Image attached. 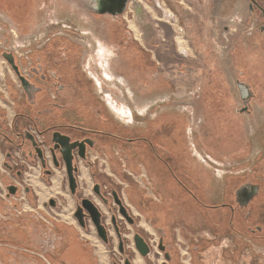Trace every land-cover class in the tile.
<instances>
[{
	"label": "flooded vegetation",
	"instance_id": "obj_1",
	"mask_svg": "<svg viewBox=\"0 0 264 264\" xmlns=\"http://www.w3.org/2000/svg\"><path fill=\"white\" fill-rule=\"evenodd\" d=\"M131 1H128L127 6ZM95 8L97 10L98 7ZM241 24L247 29V44L232 46L230 71L226 72L222 63L220 67L214 66L211 71L206 65L200 68L202 71L199 85L202 86L199 87L196 98L198 101L203 99L198 109V112L204 115L203 126L206 122L207 126L213 123L216 131H228L231 142L235 143L229 144L231 155L226 150L228 144L222 138L219 144H215L218 151H210L217 170L213 178H210L211 173L208 174L205 170L206 164L203 167L194 157L192 159L195 163L191 162V152L185 144H181L179 161L173 148L180 144L178 136L173 139V144H167L160 137L161 135L171 140L173 124L181 121L178 114L171 112L173 109L165 110L167 112L159 117L154 116L151 122L154 135L152 138L143 134L128 135L130 133L125 130L126 127L121 126L118 121L115 122L97 98L90 82L91 74L81 69L75 50L73 51L74 45L69 44L68 34L56 35L52 42L49 41L50 44L29 48L22 61L17 55L14 63L6 58L19 82H9L14 103V119L10 123L6 122L7 128L0 125V128L5 130H0V137L7 140L10 148L8 155L14 158L16 167L13 183L9 184L8 188H3L5 198L12 202L13 198L22 196L24 200L30 201L29 196L34 189L32 184L26 183L25 173L31 166H40V179L43 183L50 185L52 179L67 182L65 187L74 205L71 215L79 228L87 231L92 223L101 238L90 211L84 206L85 199L91 200L101 213V224L106 228L108 241L101 239L106 244L111 242L110 225L114 228L122 259L117 261L113 258V264H126L127 259L135 264L136 252L142 255L134 242L136 234L143 237L149 247L150 251L146 256L162 254V238L153 236L156 233L146 234L139 228V218L126 204L123 192L115 181L117 177L127 179V174L132 175L130 169L136 172L138 162L135 160L145 161L144 153L149 152L150 160L156 167L155 176L161 174V165L166 167L169 175L183 187V190L179 191L188 195L185 205L191 209L196 207L203 212L201 214L208 225L215 229L216 235H220V230H225V235L240 237L245 243L264 244V0H246V16ZM112 33L111 36L117 45L123 49L136 44L134 36L128 30H124L122 34L120 28L115 27ZM168 36L172 37L171 34ZM156 41L158 34L153 35V39L148 42L150 48L146 49L150 52H153L152 47L155 52L158 48L162 49L164 44ZM167 42L172 40L167 39ZM3 53L7 55L11 52L2 51ZM143 53L146 56L144 51ZM7 56L13 58L11 55ZM151 61L154 67L158 64L156 59H147V56L144 63L151 66ZM183 66L184 70L177 71L180 74H188L189 69L185 67L192 65L187 62ZM165 81L174 88L173 80ZM210 81L219 86L221 97L218 113L214 118L211 116L213 122L206 114V110H209L206 98L208 94H205L203 88V85L211 83ZM194 105L196 106L193 103L192 106ZM248 125L253 137L250 133L246 134V131H249V128H246ZM177 127L178 125H175V128ZM234 128L237 131L232 134L230 131ZM117 148L121 151L125 148L130 150L122 159L123 169L119 163ZM197 150L194 153H203L200 149ZM0 151H3L1 145ZM222 153L228 154L229 157H223ZM69 159L72 162L70 170L76 180L74 192L70 185ZM148 167L149 163L145 162V169ZM84 168L92 179L88 195L84 192L86 181H80ZM149 174L152 172L149 171ZM30 176L36 177L34 174ZM155 176L153 181L157 179ZM195 189L202 193L205 200L197 197ZM153 190L158 193L163 188L153 187ZM177 190L171 189V193L175 195L177 193L173 191ZM206 199L210 203H206ZM119 201L127 207L128 216L121 212ZM61 202L66 201L64 198L57 200L52 195L42 203L41 209L62 210ZM130 218L133 219L132 222ZM55 222L57 223V218ZM130 235V244L134 245L132 251L128 250L131 245L126 243V238L129 239ZM156 239V246L160 251H156ZM59 243L58 245H61V242ZM41 260L46 261V257L42 255Z\"/></svg>",
	"mask_w": 264,
	"mask_h": 264
},
{
	"label": "rangeland",
	"instance_id": "obj_2",
	"mask_svg": "<svg viewBox=\"0 0 264 264\" xmlns=\"http://www.w3.org/2000/svg\"><path fill=\"white\" fill-rule=\"evenodd\" d=\"M245 16L246 0H132L126 10L116 16L98 13L95 8V0H0V80L3 79L6 82V85L1 87L8 90V96L11 98L10 83L19 82L14 72L11 71L8 61L3 57L2 51H10L14 58L17 55L18 59L22 61L27 54L26 50L29 48L50 44L56 35L68 34L69 44L74 45L73 51L75 50L81 69L91 74L90 82L93 84L97 98L101 100L115 122L118 121L121 126L126 127L125 130L130 133L128 135L143 134L152 138L151 122L154 116L159 117L167 112L165 110L173 109L174 111L171 112L174 115L178 114L181 121L178 124L176 122L173 124L171 140L161 135L160 137L167 144H173V139L178 136L177 140L180 144L173 148L180 159L179 161H181V144H185L186 148L188 146L190 149L191 162H193L192 157H194L197 158L196 161L199 164H203V167L206 164L205 170L208 174L211 173L210 178H213V174L217 170L210 151H218L215 144H219V140L222 138L228 144L226 150L231 155L229 144L235 143L231 142L232 138H230L228 131L223 132L218 129L216 131L213 123L211 126H207L208 123L206 122V127L203 126L204 115L202 116L198 112L199 104L203 99L200 98L198 101L196 98L200 91L199 87L202 86V84L199 85L202 71L200 68L206 65L211 71L214 66L220 67L222 63L226 72L230 71L232 46L247 44V29L241 24ZM115 27H119L122 34L124 30L131 32L136 44H132L128 49L118 46L114 37L111 36ZM154 34H158V41L156 42L163 43L164 46L162 49L158 48L157 52L152 47L153 52H150L146 47L150 48L148 42L153 39ZM168 34H171L172 37ZM167 39L172 40V42H167ZM143 51L146 53L147 59H156L158 64L155 67L152 61L151 66L144 63L146 56ZM187 62L192 65L193 69L191 66L185 67L189 69L188 74H180L177 70H184L183 64ZM208 68L207 71H209ZM155 69L158 71L156 72ZM168 79L174 81V88L166 84L165 80ZM210 82L203 85V88H205V94H208L206 98L209 110H206V114L211 119V116L213 115L212 118H214V115L219 111V104L221 103L219 99L221 97L219 86L212 81ZM194 99L196 100L194 101ZM193 103L196 106L193 107ZM211 122H213L212 119ZM175 125L178 127L175 128ZM246 128H249V131H246V134L249 135L251 132L249 125ZM236 131L234 128L230 132L233 134ZM250 136L253 137L251 133ZM194 145L203 153H194L198 149ZM124 151L126 152L124 153ZM128 152H130L128 148L123 151L119 149L120 158H118L122 169L124 168L122 164L124 160L122 159ZM222 154L223 157H229L226 153ZM144 158L145 161L135 160L138 162L136 163V172L130 169L132 175L128 177L133 182L137 179L135 181L137 186L145 192L153 194V187L154 189L162 187L163 190L154 193V196L158 195L159 199L163 198L161 199L163 205L160 207L162 211L167 212L170 208H174V211H182L188 196L184 191H179L183 190V187H180L177 180L171 177L166 167L162 165L161 174L155 176L154 169L156 167L150 160V153H144ZM145 162L149 163V167L146 169ZM126 168L129 167L126 166ZM84 171L87 172V169L84 168ZM149 171L152 174H149ZM157 171L159 170L157 169ZM154 176L157 178L155 181H153ZM117 178L115 182L122 192L131 186L127 179ZM29 179L33 181H29ZM52 180L50 185L46 184L48 188H45L44 195L42 190L36 194V199L42 198L40 200L44 201L53 195V198L57 200L64 198L66 202H61L62 210L46 208L45 215L42 214L45 220L43 226L40 228L35 226L30 229L31 242L28 245V250L24 252L29 253L34 258L31 257L24 261H6L0 258V264H49L53 262L52 258L47 255L54 254L61 246L58 245L59 242L61 244L64 242V235L58 231L55 219L73 222V216L71 214L66 216L64 213H66L65 210L69 203L72 204V208L74 205L70 195L64 194L68 193L65 187L67 182L59 181L60 183L55 185L57 182L55 183V179ZM25 181L27 184H34V181L37 183V180L31 176L25 177ZM80 181L82 183L86 181L84 192L88 195L92 186V179L83 176ZM36 188L39 189L37 186ZM54 188L56 189L53 191ZM171 189H178L177 192L173 191L177 194L173 195ZM195 191H197L196 195L199 199L205 200L201 192L197 189ZM0 196L5 198L4 189L1 186ZM124 199H126L127 205L131 207L135 205L128 197L125 196ZM206 203H210V201L206 199ZM32 206L35 208L34 205ZM101 206L107 211L102 204ZM33 212L34 215H38L35 210ZM4 215L3 212H0V217ZM21 215L25 216L24 213ZM136 216L140 218V216ZM107 220L110 224V215H108ZM17 223L18 220H14L9 226L12 225L15 228ZM5 227L6 225L3 224L0 228V242L3 241V243L6 242V236L7 238L11 237L5 232ZM110 228V244H106L98 236L92 223L87 231L79 228L82 237L88 242L94 258L99 264H103L97 252L99 246L105 251L108 264H113V258L117 261L119 258L122 259L117 235L111 225ZM177 234V244L185 259L193 252L188 240L185 239V234L179 228ZM153 236L158 237V234ZM131 238V235L129 239L126 238L127 244H130ZM154 244L156 246L157 239ZM130 245L128 250L132 251L134 245ZM242 246L243 244H240L239 248L233 247V249L237 248L239 252L235 264H264V244L257 245L246 242L245 247ZM19 247L16 244H11V246L6 243L0 244V251L11 249L16 252L20 249ZM155 248L156 251H160L157 246ZM42 255L46 257V261L41 260L40 262ZM154 256L156 259L151 264H160L162 254L155 253ZM192 263L196 264L194 256ZM210 264L229 263L211 261Z\"/></svg>",
	"mask_w": 264,
	"mask_h": 264
},
{
	"label": "crops",
	"instance_id": "obj_3",
	"mask_svg": "<svg viewBox=\"0 0 264 264\" xmlns=\"http://www.w3.org/2000/svg\"><path fill=\"white\" fill-rule=\"evenodd\" d=\"M4 85H6V82L1 79L0 125L7 128L6 122L10 123L14 119L15 111L14 103L8 96V90H4L1 87ZM0 130L4 129L0 128ZM7 144V140L0 137V145L3 149V151H0L1 188H8V185L13 183L16 174L14 158L8 155L10 148H8ZM30 174H34L37 180V183L34 182V184H32L34 191L29 196L30 201L24 200L23 197L20 196L13 198L11 202L9 199L0 196V212H3V215L5 214L0 217V228H2L3 224L6 225L4 230L9 234L8 236H11L10 238L6 236V242L3 243L2 241L0 244L6 243L10 246L11 244H16L20 246L19 248L21 249V251H18L20 249L17 248L18 250L16 252L11 249V251L2 249V251H0V258L6 261H24L33 257L29 253L24 252L28 250V245L31 242L30 229L35 226L38 228L42 227L45 221L43 215H45L46 210L41 209L42 203L45 200L41 201L40 199L42 198L37 200L36 194L40 193L42 190V192H44V189L48 188V186L40 179V166L37 165L28 168L25 177H29ZM128 176L127 174V180L130 182L131 186L123 190V196L124 198L125 196L128 197V199L135 204L134 206L132 205V207L130 205L128 206L131 207L130 209L135 215L140 216L139 228L146 234L149 232L156 233L162 238L163 252L160 264H193V256L196 264H210L211 261H215V263L219 261H225V263L229 264L236 263L239 252L237 248L233 249V247L237 246L239 248L240 244H243L245 247L246 243L244 240L240 237H233L228 234L225 235V233H223L225 230H220V235H216L215 229L208 225L203 214H201L203 212L196 207L193 209L189 208L185 205L187 203H184L182 207L183 210L180 212L179 210L174 211V208H170V210L167 209L168 213L162 211L160 207L163 205L161 201L163 198L159 199L158 195L154 196V193L152 194L140 189L136 184L137 182H135L137 179L133 182ZM36 186L39 187V189H37ZM133 187H135V189H132ZM64 194L69 196L68 193ZM32 205H34L35 208ZM19 208H21V210H18ZM34 210L38 215H34ZM23 213L25 216L21 215ZM14 220H18L15 228L12 225L9 226ZM56 224L58 231L64 235V242L54 254H49V257H51L53 261L52 264H99L97 259L94 258V254L88 242L82 237L81 230L74 221L57 219ZM178 228L185 234V239L188 240L194 254H190V256L185 259L177 244ZM187 235L192 238H187ZM155 259L153 254L144 257L136 252V255H134L135 264H151Z\"/></svg>",
	"mask_w": 264,
	"mask_h": 264
},
{
	"label": "water",
	"instance_id": "obj_4",
	"mask_svg": "<svg viewBox=\"0 0 264 264\" xmlns=\"http://www.w3.org/2000/svg\"><path fill=\"white\" fill-rule=\"evenodd\" d=\"M129 0H95V7L97 8L98 13L100 14H106L109 13L111 15H119L122 14L127 7V3ZM7 55H11V57H13L12 59H10ZM3 53V56L5 58H7L10 62L14 63V56L12 53ZM20 78H23L22 76H20ZM72 162L71 159L68 160V166H69V173H70V185H71V189L73 190V192L75 191L76 188V180L73 176V174L71 173L70 170V166H71ZM88 204V205H87ZM119 204L121 205V212L128 216L127 213V207L122 205L121 201H119ZM84 206H86L88 208V210L90 211L94 223L97 227V230L99 232V235L101 236V238L107 242L108 241V236H107V231L106 228L101 224V213L99 211V209L96 207V205L89 199H85L84 200ZM133 219L130 218V222H132ZM134 242L138 248V250L141 252V254L143 256H146L149 254V247L147 245V243L145 242V240L143 239V237H141L139 234H136L134 237ZM122 243V240H121ZM122 249V248H121ZM126 264H133V262L130 259H127Z\"/></svg>",
	"mask_w": 264,
	"mask_h": 264
},
{
	"label": "bare ground",
	"instance_id": "obj_5",
	"mask_svg": "<svg viewBox=\"0 0 264 264\" xmlns=\"http://www.w3.org/2000/svg\"><path fill=\"white\" fill-rule=\"evenodd\" d=\"M180 39V38H179ZM182 42H183V40H181ZM59 175V174H58ZM60 176V175H59ZM83 176L84 177H87V178H89L88 177V174L84 171L83 172ZM33 178V177H32ZM35 179V178H34ZM56 179H58V178H56ZM60 179H61V177H60ZM33 181V180H32ZM35 182V181H34ZM57 182V183H56ZM55 185H58V183H60L59 182V180H55ZM54 185V186H55ZM56 187V186H55ZM58 188V187H57ZM56 188H54L53 189V191L55 190ZM45 190V189H44ZM52 191V190H51ZM52 191V192H53ZM49 192V191H48ZM43 193V195H44V192H42ZM47 193V192H46ZM46 196V195H45ZM43 199H44V197H43ZM72 204L71 203H69V206L66 208V213H64V214H66V216H69L70 214H71V212H72V206H71ZM64 214H62V215H64ZM98 249H97V252H98V254H99V256H100V260L102 261V263L103 264H108V262H107V258H106V253H105V251L103 250V248L101 247V246H99V247H97Z\"/></svg>",
	"mask_w": 264,
	"mask_h": 264
}]
</instances>
